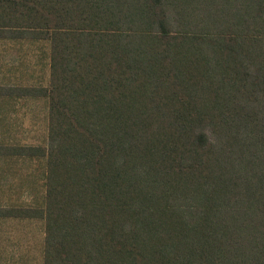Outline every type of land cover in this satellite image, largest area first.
I'll list each match as a JSON object with an SVG mask.
<instances>
[{
    "label": "trees",
    "instance_id": "16d2710c",
    "mask_svg": "<svg viewBox=\"0 0 264 264\" xmlns=\"http://www.w3.org/2000/svg\"><path fill=\"white\" fill-rule=\"evenodd\" d=\"M7 38L45 46L0 85L47 106L42 144L0 133L42 264H264V0H0Z\"/></svg>",
    "mask_w": 264,
    "mask_h": 264
},
{
    "label": "rangeland",
    "instance_id": "374dc122",
    "mask_svg": "<svg viewBox=\"0 0 264 264\" xmlns=\"http://www.w3.org/2000/svg\"><path fill=\"white\" fill-rule=\"evenodd\" d=\"M3 41L5 42H0V64L3 63V66L0 67V85H5V81L2 79L8 77L5 75L11 76L12 74L16 76L15 84L17 85H45L46 59L42 56V49H45V46L40 43L32 45L27 41L19 42L8 38ZM31 51H35L37 57L30 62L22 60V56L25 53L27 56L30 55ZM43 55L45 56V54ZM8 59H13L11 65H4L9 61ZM11 82L12 80L7 84ZM23 102L25 103L15 102L16 106L14 107L13 101L9 103L0 101V107L2 106L0 133L7 136L3 137L6 139L9 136L29 144H42L46 137V102L39 97L28 98ZM36 165H38L37 162ZM26 166L28 165L24 163L23 169ZM33 166H35L34 162ZM39 168H42V162ZM3 173L1 172V174ZM26 181L27 176L23 175L22 178L21 174L6 177V181L0 188L1 198L15 205L24 204L26 196L28 199L30 198ZM3 190L8 193L2 192ZM11 190L13 191L11 192ZM38 191L37 188L31 190L34 195H37ZM5 225L6 227H3L0 233V264H42L43 222L39 219H22V221L16 219L9 225L8 222L3 223V226Z\"/></svg>",
    "mask_w": 264,
    "mask_h": 264
},
{
    "label": "crops",
    "instance_id": "0c3cea01",
    "mask_svg": "<svg viewBox=\"0 0 264 264\" xmlns=\"http://www.w3.org/2000/svg\"><path fill=\"white\" fill-rule=\"evenodd\" d=\"M1 100H3V102H6V103H9L10 101H13V102H14V103H13V104H14V107L16 106L15 102H19V101H14V100H12V99L9 100V99H5V98L0 97V101H1ZM20 103H21V102H20ZM12 107H13V106H12ZM14 107H13V109H14ZM1 108H2V106L0 107V117H1V115H2ZM10 109H11V107H10ZM10 113H11V111H10ZM0 169H1V168H0ZM0 174H1V171H0ZM12 221H16V219H9V220H8V219H3V218L0 217V233H1V231H2V228H3V227H6V225L3 226V223H5V222L7 223V222H8V225H9V224H11ZM21 221H22V219H21Z\"/></svg>",
    "mask_w": 264,
    "mask_h": 264
}]
</instances>
